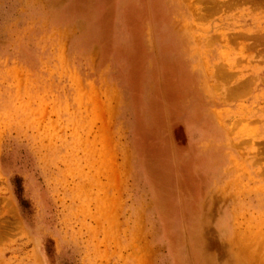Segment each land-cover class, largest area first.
<instances>
[{"label": "rangeland", "instance_id": "374dc122", "mask_svg": "<svg viewBox=\"0 0 264 264\" xmlns=\"http://www.w3.org/2000/svg\"><path fill=\"white\" fill-rule=\"evenodd\" d=\"M264 264V0H0V264Z\"/></svg>", "mask_w": 264, "mask_h": 264}, {"label": "bare ground", "instance_id": "6f19581e", "mask_svg": "<svg viewBox=\"0 0 264 264\" xmlns=\"http://www.w3.org/2000/svg\"><path fill=\"white\" fill-rule=\"evenodd\" d=\"M204 264H208V263H204ZM210 264V263H209Z\"/></svg>", "mask_w": 264, "mask_h": 264}]
</instances>
